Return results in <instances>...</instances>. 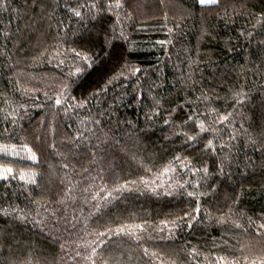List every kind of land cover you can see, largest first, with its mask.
<instances>
[{
    "label": "trees",
    "instance_id": "obj_1",
    "mask_svg": "<svg viewBox=\"0 0 264 264\" xmlns=\"http://www.w3.org/2000/svg\"><path fill=\"white\" fill-rule=\"evenodd\" d=\"M0 166V264H264V0H0Z\"/></svg>",
    "mask_w": 264,
    "mask_h": 264
},
{
    "label": "rangeland",
    "instance_id": "obj_2",
    "mask_svg": "<svg viewBox=\"0 0 264 264\" xmlns=\"http://www.w3.org/2000/svg\"><path fill=\"white\" fill-rule=\"evenodd\" d=\"M207 1L211 2V1H214V0H207ZM7 170H8V168L0 166V176H5V173H6Z\"/></svg>",
    "mask_w": 264,
    "mask_h": 264
},
{
    "label": "snow or ice",
    "instance_id": "obj_3",
    "mask_svg": "<svg viewBox=\"0 0 264 264\" xmlns=\"http://www.w3.org/2000/svg\"><path fill=\"white\" fill-rule=\"evenodd\" d=\"M206 2H207V0H200V3H202V4H203V3H206ZM77 14H78V13H77ZM57 103H60V101L58 100ZM33 158H35V157H33Z\"/></svg>",
    "mask_w": 264,
    "mask_h": 264
}]
</instances>
